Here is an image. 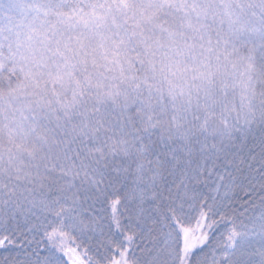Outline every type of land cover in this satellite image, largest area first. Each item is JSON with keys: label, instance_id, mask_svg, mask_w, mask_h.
I'll return each instance as SVG.
<instances>
[{"label": "snow or ice", "instance_id": "obj_1", "mask_svg": "<svg viewBox=\"0 0 264 264\" xmlns=\"http://www.w3.org/2000/svg\"><path fill=\"white\" fill-rule=\"evenodd\" d=\"M0 264H264V0H0Z\"/></svg>", "mask_w": 264, "mask_h": 264}]
</instances>
